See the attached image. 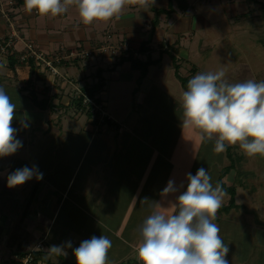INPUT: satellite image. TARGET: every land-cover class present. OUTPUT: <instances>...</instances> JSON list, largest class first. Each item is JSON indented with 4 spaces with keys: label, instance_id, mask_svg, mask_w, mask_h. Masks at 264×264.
Here are the masks:
<instances>
[{
    "label": "crops",
    "instance_id": "crops-1",
    "mask_svg": "<svg viewBox=\"0 0 264 264\" xmlns=\"http://www.w3.org/2000/svg\"><path fill=\"white\" fill-rule=\"evenodd\" d=\"M21 1L23 4V0ZM169 1L171 12L168 15L162 13L158 16L157 25L151 33V7L167 8ZM184 1L186 4L183 3V0H154L146 10H141L136 5H126L118 18L114 17L107 22L97 21L91 25H83L79 22L75 7H69L65 14L56 17H41L27 13L23 8L20 10L24 15L25 37L31 39L41 49L45 48L47 53H58L57 48L62 45L78 50L92 48V52L84 57L60 60L59 63L54 64L57 69L55 74L50 73L47 68L35 66L31 61L27 63L19 61L16 51L12 54V66L7 64V59L5 64L0 65V88L10 87L12 83H16L18 86L17 95L13 97L17 99V102L12 127L16 129L15 127L19 126L20 130H16L15 139L21 142V147L16 152L0 157V193H3L2 189L7 191L5 192L6 196L2 194L0 197V237L8 228L15 225L12 235L6 242L8 255L0 260V264H7L12 256H20L31 249L32 246L25 249L20 247L25 245V239L32 242L34 237L33 245L40 241L41 248L34 250L33 255L47 264V261L43 259L46 254H49L46 250L52 245H63L55 235L49 232L51 231L49 226L54 216L62 213L65 217L76 220L75 211L68 209L64 213L65 203H69L84 213L92 210L90 216L97 223L95 224L97 228L93 226L90 229L81 223L74 224L73 231L81 232L80 238L82 234L95 229L98 231L94 235L85 234L84 240L92 236L98 237L102 232H108V237L112 240L111 248H116L112 252L115 253L119 249H123L122 254L126 255L125 257H113L112 263L124 264L125 261L126 264H140L137 258L133 259L130 256L139 243L138 229L143 223L140 214L145 204L143 200L148 198L150 196L148 194L155 188L158 173L153 176L152 184L150 181L146 183L138 174L135 175L129 169L120 167L119 165L122 163L119 161H115L112 165V159H110L106 165L104 161L97 165L92 153L105 159L108 153L118 149L120 150L119 154H122L120 158L123 161H130V157L127 160V156L123 155V151L127 152V150L125 145L121 146V141L123 136L125 144L128 146L133 143L132 141H135L136 144L141 143V139L137 138L135 128L132 126L138 116L131 119L128 118L130 111L127 113L128 102L137 101V98L144 97L148 91V86L140 88L143 86L141 83L151 85L150 82L153 80V85L155 83L157 88L154 93H157L158 86L164 84V70L171 74L172 64L176 63L179 67V60L188 63L189 58L192 59L191 55L194 54L192 50L196 49V47L193 48V42L197 40V42L205 43L204 36L207 34V28L213 22L217 24L221 22L219 16L212 18V14L220 13L222 16L226 14L227 19L230 16L242 19L246 13L255 14L257 7L264 10V0ZM223 17L225 18V16ZM5 33V24L0 19V36ZM142 41L145 42L146 49L139 51L138 46ZM99 46H110L112 51L95 52L94 48ZM13 47L16 50L21 49L22 41L15 42ZM169 54L174 55L173 59H170ZM125 56L136 57L141 61L146 57L157 58L163 67L160 68V64L156 66V63L148 64L145 74L140 77L139 69L132 68L128 59L120 61ZM29 63L32 64L29 65ZM34 76L36 77L34 78ZM138 79L139 82L136 85ZM96 80H101L102 85L93 94V98L102 104L101 108L104 110L106 119L104 123L92 121V118L85 114L84 108L82 109L72 101V98L79 95L85 86L91 85ZM32 89L38 99L42 95L47 98L45 107L40 108L33 105L29 94ZM130 95L131 99H129ZM175 103L176 107H179L176 109H180L182 112V100ZM59 108L65 109L64 112L59 113ZM32 109L40 111V113L48 111L51 122H54L56 117L58 119L57 130L52 132L48 128L46 129V124H44L46 121L41 122L42 116L34 121ZM122 117H126L125 126L117 123ZM111 128L115 129V137L112 136ZM134 135L135 137H132ZM77 136L83 137L80 139L83 141L81 144H77L80 148H77L78 154L74 157L76 161H73L72 165V162L68 161V157L71 150L76 147ZM176 138L173 144H177ZM105 146L107 147L106 151L104 150ZM166 148L170 152L169 156L156 149V152H151L150 155L145 151L146 159L139 156L142 167L154 170L156 165L157 168L160 167L159 161L162 160L168 161L169 168H174L175 165L170 160L172 158L171 151L175 147ZM99 151H102L101 155L98 154ZM88 154L91 156L87 168L84 172L79 173L78 177L83 158ZM25 166L29 168L35 166L36 170L43 174L42 179H36L33 176L23 184L8 187V175ZM112 166L114 171H102L106 167L111 170ZM118 166L122 171V178ZM193 171L190 170L189 173ZM146 174L150 175L151 171ZM220 176L223 184H233L236 175L229 170ZM76 179L77 183H80V188H75L71 192ZM90 179L95 181V184L92 189L91 187L85 189L86 184L91 185L88 182ZM235 181L238 182V188L242 187L237 179ZM155 190L158 193L157 198L160 195L163 198L162 189L157 190L156 187ZM6 197L11 199L13 206H7ZM237 198L238 200L240 198L238 194ZM227 200L228 198L226 200L224 198L223 203ZM238 200L233 202L236 207L231 206L225 212L229 215L225 219L226 221H230L238 211L240 207ZM131 209H135V211ZM163 213L170 214V211ZM225 213H221V217ZM253 213L251 209H248L245 210L244 215H254ZM258 213L255 212L256 215ZM34 215L37 219L35 222H40L39 225L30 221ZM217 219L214 220L215 224H217ZM230 222L232 223V221ZM251 224L255 226L251 242L247 245L237 246L244 248L242 250L244 253L247 252V256L242 258L246 261L243 264H264V226L261 227L262 223L258 218L252 219ZM19 227L24 232V243H19L17 238H13L18 235ZM28 231L29 234H27ZM66 231L68 232V230ZM102 235L105 234L102 233ZM70 243L73 244V240ZM0 247L3 246L0 244ZM58 257L65 260L63 256ZM247 257L248 259H245ZM225 258L229 264H242L238 256L229 257V253H227ZM232 258L234 259L232 260ZM70 260L73 259L70 258Z\"/></svg>",
    "mask_w": 264,
    "mask_h": 264
},
{
    "label": "rangeland",
    "instance_id": "rangeland-1",
    "mask_svg": "<svg viewBox=\"0 0 264 264\" xmlns=\"http://www.w3.org/2000/svg\"><path fill=\"white\" fill-rule=\"evenodd\" d=\"M12 2V5L8 7L9 16L8 19L4 17L0 13V19L4 22L6 33L5 35H1L0 39L11 32L14 33L12 35V44L14 46L15 42L22 41L23 42H31V44H34L37 49L46 51L45 48L38 47L31 39H27L25 37V31L26 27L23 23V17L24 15L21 13L20 10L23 8L22 1L20 0H10ZM183 3L185 1L183 0ZM186 4V3H185ZM12 6V7H11ZM187 7V6H186ZM263 8L257 7V12L255 14L249 15L246 13L244 18H233L228 17L227 19L226 14L223 15L225 18L219 13V14H212V18H216L219 16L220 23H212L211 26H209L206 30V35L204 36V42H193V48L196 47L195 50H192V53H194L192 56V59L189 58L188 63H185L184 60H179V67L177 69L176 74L182 77H186L184 80L189 81L193 76L199 73L203 72H215L217 70L223 69L225 70L226 76L225 79L229 83H236V82H244L247 80H254L256 82L264 81V12ZM33 15H38L34 11L31 12ZM172 15V14H171ZM173 17V15L171 16ZM231 18V19H230ZM227 20V22H225ZM216 21V19H215ZM4 28V27H3ZM26 38V39H25ZM216 39V41H214ZM124 45V44H122ZM189 46V45H188ZM63 49H66L71 46H61ZM45 49V50H44ZM95 52H105L106 50H111L112 48L110 46H99L94 48ZM59 50L57 49V52ZM87 51L86 54L89 55L92 52V48ZM198 53H197V52ZM85 55V56H87ZM170 56V55H169ZM174 56V55H173ZM171 59V58H170ZM156 66H159L160 68L163 67L162 63L155 62ZM5 63H0V65ZM32 63H29L31 65ZM36 66V65H35ZM173 66V64H172ZM30 68V67H29ZM41 68V67H40ZM173 70L171 74L164 70V84L162 86H158V92L154 93V90H156V84L153 85V80H151L150 84L148 83H141L140 88H146L147 86V93H145L144 97L137 98V101H129L127 104V113H129L128 118L133 119V117L138 116V119L133 121V125L135 128V133L137 138H140L141 143H135V141H132L133 143L131 145L125 144L124 138L122 136L121 146L125 145V149L127 152L123 151V155L127 156V160L130 157V161H123L120 158L119 151L116 149L114 152H111L110 154H107V157L105 159H101L100 156L97 154L93 155L95 159V163L97 165L100 164V162L104 161V164L106 165V162L112 159V165L113 163L120 162V167H124L126 169H129L133 174H138L139 177H142L148 183L152 184L153 176L158 173L157 179L155 180V188L162 189V196L161 195L157 198L158 193L156 192L155 188L153 191L148 194V198H145L144 201V209L142 210L140 214V218L142 219V222L151 214L154 212H164L168 213L172 211L173 204L175 203V197L179 195V192L175 194H169L168 196H165L163 193V189L166 187L167 182L171 179L175 182L177 186L181 184V182H184L185 187L187 184V174H189V171L194 170L191 174L195 175L197 169L199 168H205L207 169L208 174L211 177V183L215 187L217 183L222 186V181L220 179V175L229 172L231 170L236 176L233 181V184H224L225 186L232 185L234 187V192H236L233 195V202H237V194L240 197L238 200V203L240 204L238 211H236V214L232 216V223L230 221H226L227 215L225 212L227 211L226 207L223 205H226L227 202L223 203L222 206L218 209L216 213L217 219V226L220 229L219 235L221 236L224 243L228 246L229 250V257H239V261L241 260L242 264L246 262L245 260H242L243 256H247V252H243L242 250L244 248L238 247L237 245H247L250 243V239L254 237L252 234L254 232L251 222L252 219L258 218L260 219L262 226H264V157H261L259 155L254 157H248L244 155L242 150L239 148L238 145L236 146H227L226 151L222 153H215L214 152V141H205L200 142L199 140V133L193 129L189 128H183L182 126V112L180 109H176L179 107H176V101L182 100V93L184 90L180 85V80L177 78L176 74H174V67H172ZM190 72H193V76H190ZM47 73V72H46ZM34 74V73H33ZM148 74V73H147ZM146 74V75H147ZM36 76H34L35 78ZM140 79V78H139ZM139 79L136 80V85L139 82ZM147 80V79H145ZM146 84V85H145ZM18 86L16 83H12V86L5 87L4 91L6 94L12 99L15 95H17ZM151 92V93H150ZM20 97V96H19ZM131 99V95L129 97ZM31 100V98H30ZM15 105L17 102L16 98H13L11 100ZM95 105L92 106L88 110L90 112L99 111V115L97 116L100 118L104 114V110L101 108L102 104L94 102ZM34 105V104H33ZM33 107V106H32ZM31 107V108H32ZM35 108V107H34ZM59 113L62 111L64 112L65 109L59 108ZM83 109V108H82ZM133 109V111H131ZM33 113V120L36 121L42 116V120L46 121L44 124H46L45 128L49 129L52 132H55L57 130V124L56 122L58 119L54 118V122H51L50 120V114L48 111L41 112L35 111V109H32ZM119 114V113H118ZM58 115V113H57ZM124 116V115H123ZM92 118V117H91ZM48 119V121H47ZM125 119L126 117H122L120 120L117 121L120 125L125 126ZM130 119V121H131ZM102 122V121H101ZM60 126V124H59ZM16 130H20L19 126L15 127ZM113 130L112 136L115 137L116 134L115 129ZM18 133V132H17ZM127 136V134H125ZM178 136V137H177ZM132 137H135L132 136ZM177 137V138H176ZM83 137L77 136L76 140V147L71 150L70 156L68 157V161L70 160V163L73 161L75 156H77L78 149L80 146L77 144H81L83 140ZM176 138V143L173 144ZM136 144V146H135ZM166 147H175L171 151V160L170 162L174 163V168H169L168 161H159L160 167L156 165V168L152 170H148L147 168H143L141 163V159L139 156L143 157L144 159L147 158V153L161 151L166 154H170L168 149ZM78 148V149H77ZM110 148V147H108ZM111 149V148H110ZM154 149V150H152ZM156 149V150H155ZM50 150V149H49ZM104 150H107V147L105 146ZM147 153H146V152ZM67 152V151H66ZM102 151H99L98 154L101 155ZM134 155V157H133ZM91 154H88L84 156L82 164L78 171V177L79 173L84 172L87 168V164L89 162ZM133 158V159H132ZM158 161V160H157ZM118 166V170L121 172L120 177L122 178V171ZM102 170V169H101ZM109 170L114 171V167L112 166L111 170L110 168L106 167L102 171ZM160 170L159 172H157ZM151 171V174L148 175L146 172ZM240 182V185L242 187H237V183L235 180ZM91 185L86 184V188H93L95 181L90 179L88 181ZM222 182V183H221ZM75 188H80V183H77V179L75 180L71 192ZM242 188V190H241ZM184 189L181 188L180 191H183ZM238 190H240L238 192ZM2 194L6 196L7 191L5 189H2ZM227 195L224 197L225 200L229 198V193L226 192ZM0 193V197L2 195ZM70 194V193H69ZM86 194V193H85ZM152 194V196H151ZM15 203V202H14ZM6 204L9 207L10 205L13 206V203L10 198L7 199L6 197ZM148 204V205H146ZM65 208L63 209L64 213H66V210L75 211V217L76 220H72V218L65 217L62 213L56 214L53 218V221L50 224L51 231L50 234L55 235L57 240H59L62 244H65L67 242H70L73 240V244H71V247L66 248L67 255L63 256L66 260L64 262L62 258H59L58 256L54 254H46L43 259L47 261V264H54L59 263H71L76 264V260L72 250L75 247H78L80 242L84 240L85 234H92L94 235L98 230H91L87 233L82 234L81 238L79 237V234L81 232H74L73 231V225H77L79 223L83 224L84 226L89 227L90 229L93 228V226H96V222L93 221L91 218V211H88V213H84L79 209H76L75 207L71 206L69 203H65ZM147 206V208H146ZM236 207V205H233V207ZM238 207V206H237ZM86 208V207H85ZM251 209L252 212H254V215H244L245 210ZM135 211V209H131ZM1 211H7V210H1ZM120 211V210H119ZM257 211V215L255 212ZM221 213H225L221 217ZM219 216V217H218ZM65 217V218H64ZM21 219V218H20ZM34 223L40 224V222H35L36 217L35 215L30 219V221ZM23 221V220H22ZM21 221V222H22ZM214 222V221H213ZM230 223V224H229ZM250 225V226H249ZM15 225H12L11 228H8L6 232L2 233L0 237V244L3 246L0 247V260L3 259L6 255H8L6 242L9 238V236L12 235L13 227ZM70 226V227H69ZM42 229H44L42 226H39ZM69 227V228H68ZM251 228V229H250ZM260 228V227H258ZM28 229V228H27ZM61 229V230H60ZM68 230V232L66 231ZM77 233V234H76ZM105 234L107 238L111 240L110 237H108V232H102ZM101 233V235H102ZM24 232L22 231V228L19 227V232L17 236H14L13 238H17L18 242L24 243ZM29 234V231L28 233ZM68 234V237L66 238ZM100 234V232H99ZM98 235V234H96ZM23 236V237H22ZM31 236V235H29ZM63 236V237H62ZM12 238V237H11ZM35 238V237H34ZM33 238V239H34ZM32 242L25 239L26 243L25 245H22L20 248L25 249L28 246H32L31 249L38 250L41 248L40 241L35 242V239ZM88 239V238H86ZM85 239V240H86ZM112 242V240H111ZM17 246V245H16ZM45 249V248H43ZM46 249H48L46 247ZM116 248H110L108 251V264H120L118 262L112 263L113 257H125V253L122 254L124 251L123 249H119L117 252H112ZM44 254V253H43ZM9 257V256H8ZM7 257V258H8ZM61 257V256H60ZM72 258L73 260H70ZM130 258H137L136 257V249L131 252ZM9 259V258H8ZM234 258H232L233 260ZM245 259H248L245 258ZM63 261V262H62ZM71 261V262H69ZM124 261V260H123ZM124 264L125 261L123 262ZM237 263H240L237 261Z\"/></svg>",
    "mask_w": 264,
    "mask_h": 264
},
{
    "label": "clouds",
    "instance_id": "clouds-1",
    "mask_svg": "<svg viewBox=\"0 0 264 264\" xmlns=\"http://www.w3.org/2000/svg\"><path fill=\"white\" fill-rule=\"evenodd\" d=\"M154 0H23V10L41 17H56L75 7L79 22L91 25L118 18L126 5L146 10ZM225 70L196 74L182 93V126L199 133L200 142L214 141V152L236 146L248 157H264V81L229 83ZM16 105L0 88V157L21 147L12 127ZM36 177L35 166L17 169L7 177V186L23 184ZM187 184L173 180L163 189L165 196L179 192L170 214L154 212L139 226L136 257L140 264H229L228 246L213 221L227 193L219 183L214 187L205 168L187 174ZM183 188V191L180 189ZM67 242L52 245L48 251L66 256ZM112 242L106 236H92L80 242L72 252L76 264H108Z\"/></svg>",
    "mask_w": 264,
    "mask_h": 264
},
{
    "label": "built area",
    "instance_id": "built-area-1",
    "mask_svg": "<svg viewBox=\"0 0 264 264\" xmlns=\"http://www.w3.org/2000/svg\"><path fill=\"white\" fill-rule=\"evenodd\" d=\"M10 5H12L10 0H0V13L7 19L9 16L7 9ZM33 11L36 13L35 10ZM12 35H14L13 32L0 39V63H5L7 56L14 54L16 51L19 61L24 63L31 61L34 65L43 69L47 68L50 73L55 74L57 73V69L54 64L59 63L60 60H71L73 58L84 57L87 55V51L85 50H78L76 48L69 47L66 49H63V47H58V53L49 54L46 51L37 49L34 44H31V42H23L22 48L16 50L12 44ZM84 101L90 102L93 106L95 105V103L90 99L85 98ZM33 252V250H28L20 256H12L7 264H46L34 256Z\"/></svg>",
    "mask_w": 264,
    "mask_h": 264
},
{
    "label": "trees",
    "instance_id": "trees-1",
    "mask_svg": "<svg viewBox=\"0 0 264 264\" xmlns=\"http://www.w3.org/2000/svg\"><path fill=\"white\" fill-rule=\"evenodd\" d=\"M151 10H152V18L150 20V26H151L150 32L152 33L154 27L157 25L158 16L160 14H162V13L165 14V15H168L171 12V4H170V1L168 2V7L167 8H155V7H151ZM138 49H139V51L145 50L146 49L145 42H143V41L140 42L139 43V46H138ZM169 55H170L171 59H173V55L172 54H169ZM12 59H13L12 55H8L7 56V64L8 65H11L12 66V64H13V60ZM73 59H75V58H73ZM123 59H128L130 61V66L132 68H138L139 69L140 77L145 74V71H146V68H147V65L148 64L158 62V59L157 58L156 59H150L149 57H146L145 60L141 61V60L137 59L136 57L125 56V57H122L120 59V61H122ZM173 67H174V74H176L177 69H178V64H176V63L173 64ZM192 75H193V72H190V76H192ZM176 76L180 80L179 82H180L181 87L184 90H187V82L188 81L187 80H184L186 77H182V76H179L177 74H176ZM101 83H102L101 80H96L91 85L85 86L82 89V91H81V93L79 95H77L75 98H72V101L77 106H79L81 108H84L85 114L88 117H92V121H96V123L98 121H100V122L102 121L104 123L105 120H106L105 119V115L103 114L100 118H98L97 116L99 115V111L90 112L87 107H89L91 109L93 105L90 102L84 101V100H85V98H87V99H90L93 102H97L98 100L96 98H93V94L98 89H100V87L102 85ZM33 91H34L33 89L29 91L30 98H31V101L33 102V104L35 106H37V107H40V108L45 107L46 102H47V98L44 95H42L38 99L36 97V95H35V92H33ZM45 91H46V89H45ZM222 186H223L222 189L225 192H228L229 193V198L227 200V203H226V205H223L228 210L229 207H231V206L234 205V203H233L234 187L232 185L225 186L223 183H222ZM63 261L66 262V260H63Z\"/></svg>",
    "mask_w": 264,
    "mask_h": 264
}]
</instances>
